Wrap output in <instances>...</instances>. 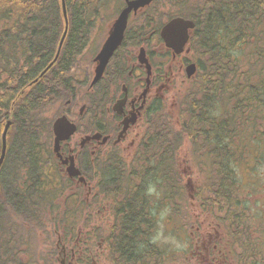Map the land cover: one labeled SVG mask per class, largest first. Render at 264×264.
Segmentation results:
<instances>
[{"label": "trees", "instance_id": "1", "mask_svg": "<svg viewBox=\"0 0 264 264\" xmlns=\"http://www.w3.org/2000/svg\"><path fill=\"white\" fill-rule=\"evenodd\" d=\"M112 1L66 0L69 31L58 61L30 85L57 53L65 30L62 0H0V151L4 127L13 122L1 171L0 221L6 228L45 227L49 210L55 229L65 223L75 229L79 223L48 198L54 189L43 184L52 154L47 136L54 118L65 111L63 101L76 92L74 65L91 47L98 20ZM170 1L176 8L186 4ZM196 1L190 11L174 13L156 0L132 19L127 31L126 42L135 49L149 33L159 36L172 17L194 19L190 47L198 73L175 114L155 110L131 168L121 159L101 163V191L115 209L106 237L111 264L194 263L187 252L169 255L153 241L161 208L170 210L167 219L175 228L180 217L191 215L193 200L179 163V151L188 144L204 176L194 200L208 224L226 231L238 264H264V252L249 239V226L242 220L244 193L236 177L249 147L260 148L264 140V0ZM84 101L88 103L87 97ZM56 105L59 112L49 115ZM220 110L219 115L214 112ZM87 175L93 178L94 170ZM150 182L161 191L158 199L145 194ZM194 220L190 217L181 230L184 225L190 232L204 228Z\"/></svg>", "mask_w": 264, "mask_h": 264}, {"label": "flooded vegetation", "instance_id": "2", "mask_svg": "<svg viewBox=\"0 0 264 264\" xmlns=\"http://www.w3.org/2000/svg\"><path fill=\"white\" fill-rule=\"evenodd\" d=\"M138 15L132 12L130 20ZM138 47H141V45H138L135 49L129 48L125 40L111 57L103 77L94 85L91 84L94 67L92 69L90 65L84 66V63L80 61L74 65V69L80 68L82 70L78 72L79 78L76 76L77 78L73 81L76 92L66 101V113L71 121L78 126L80 132H77L69 140L62 142L61 152L64 159L71 158V156L75 157L76 166L81 170L82 175L86 172L84 169L85 164L89 165L91 162L100 161L101 157L107 158L114 150H130L131 148L128 145H135L138 142L145 122L153 112L155 105L163 99L165 91L174 92L178 89L177 86L180 84L181 78L184 80L185 68L191 61L183 56H174L172 52L166 50L165 45L158 36L150 35L145 40L144 48L151 68L148 67V64H142L139 61L138 52L140 48L137 50ZM83 70H85L84 76H82ZM85 89L86 91H84ZM81 94L88 95L89 100L88 103L84 102L77 112L75 107L81 99ZM88 110L92 111L91 118L78 116V114L84 115ZM134 118H136L135 124L130 125L126 136L119 144H116L115 141L124 127V120ZM94 133H102L103 137L109 136L108 142L102 144V137L99 140L88 141L84 147H81V141L84 137ZM53 159L58 166L54 169L66 177V179L64 178L65 183L70 187V192L79 193L81 197V194H84L85 191L87 198H89L91 186L83 183L80 176L67 177L66 165L61 164L60 159L55 157ZM70 161L68 160V162ZM94 167L97 177L92 182V187L100 188L98 178L101 177L102 166L94 163ZM57 182L59 183L60 179ZM94 192L92 191L91 196ZM93 212L96 221H98L97 226L95 224L92 229L96 244L92 243L81 226L78 227V231H70V237L67 241V231L63 228L64 242L61 244L60 241L57 245L61 250L58 251L55 260L51 257L50 244L41 245L39 258L35 250V244L32 243V246L20 244V241H22L20 232H28L30 231L29 228L23 230L18 228L5 229L4 220H1L0 264H100V256L105 257V264L108 263V252L105 248L103 234L108 233V223H111L109 224L110 227L112 226L111 217L114 216V208L109 202H105L103 194H100L94 204ZM1 217L2 210L0 211V219ZM6 232L10 233L8 237H6ZM38 232L41 233V231ZM76 232V238L72 239ZM21 237L24 243L30 241L25 239V235ZM6 239L8 243H5ZM11 241L14 243H9Z\"/></svg>", "mask_w": 264, "mask_h": 264}, {"label": "rangeland", "instance_id": "3", "mask_svg": "<svg viewBox=\"0 0 264 264\" xmlns=\"http://www.w3.org/2000/svg\"><path fill=\"white\" fill-rule=\"evenodd\" d=\"M117 1L112 4V8H109V10L106 11V14L102 16V19L98 20V29L93 34L91 47L83 56L84 66L93 65V58L98 54L102 44L105 41L106 37H104V33H107L108 27L113 24L116 11L118 10V7H121V2L123 3V0ZM184 1L186 4H184ZM184 1L179 3V5L184 4L182 7L176 8L173 6L172 11L177 13L183 8L190 11L191 8L194 7V3H196V0ZM165 3L171 4V1L161 0V4L163 6ZM179 83L180 84L177 86V88L181 89V91L178 93V96L173 99L172 95H168L169 99L166 105L170 113L174 112L173 110L177 104V100H179L183 96L184 92H186V90L190 87L189 83L183 86V78H181ZM58 107L59 106L51 108L48 114L51 116L56 115L60 110ZM214 112L218 115L221 114V110ZM62 113L63 112L61 111L58 116H60ZM261 124L264 125V121H262ZM248 151L250 152L249 155L244 157L242 163L237 168L236 177L238 182L242 183V185L245 186V188L248 190V193L250 194H248V198H245V204H243V206L245 205L246 208L245 215L242 217V220L255 227L253 233H251V240L260 248L264 246V140L262 141L260 148H257L255 145H251ZM193 157V150L189 145H185L179 151L180 169L184 171L186 168L188 169V172L191 173L187 174V177L184 178V184L189 183V185L195 187L197 182V188H199L203 183L204 176L201 174ZM164 210L165 209L161 208L159 211V218L158 222L156 223L155 234L162 230L164 236L174 237L175 240L180 244V247H177L176 244L171 242H159L161 246L167 249L169 255H171V252H187L193 257L194 263L192 262V264H238L234 259L233 254L229 251L230 246L227 245L226 238L221 242L220 234L215 233V227L213 226L214 224H208V219H206L205 215L200 211L198 203L195 200L190 203L191 215H188L187 217H180L181 219L177 218L180 220V225H178L176 228L173 227L172 223L167 219L171 214L169 209H166L167 215L163 218L161 217V212ZM190 217L192 220L195 219V223L205 227V231L198 232L197 229L195 230V227H193L192 231L190 232L187 230L185 225L183 226L184 231L181 230L183 224L190 223ZM193 232H195L196 235L192 237L191 233ZM204 235H206V241H199L198 239L201 237L204 238ZM56 240L57 234L54 235V244ZM198 241L199 244H196ZM214 245L218 246V250L216 252L211 251ZM99 261L100 264H105V257L100 256ZM167 264L174 263L169 261ZM176 264L182 263L177 262Z\"/></svg>", "mask_w": 264, "mask_h": 264}, {"label": "water", "instance_id": "4", "mask_svg": "<svg viewBox=\"0 0 264 264\" xmlns=\"http://www.w3.org/2000/svg\"><path fill=\"white\" fill-rule=\"evenodd\" d=\"M127 6L122 10L119 17L115 21L113 28L110 32L109 37L105 41L101 51L99 52L98 56L96 57V61L99 62L97 69H96V76L94 78V82L100 79L102 76L106 65L115 52V50L120 46L124 38V32L126 30L128 24L129 14L134 10L135 12L138 11L140 8H144L149 6L154 0H126ZM63 6V15L65 19V30L61 37L57 54L54 60L48 65V67L41 73L40 76H43L57 61L64 41L66 39L68 29H69V18L67 12L66 1L62 0ZM195 27V23L192 20L185 19L182 17H177L169 21L161 30V36L164 39L166 45L169 48L174 49L175 53L180 54L184 51V48L189 40V30ZM141 61H147L145 58V52L142 50L140 54ZM187 72L189 76H192L196 72V65L191 64L187 68ZM37 79L34 81L36 82ZM135 122V120L133 121ZM11 126V122L6 124L5 130L2 136V151L0 155V169L4 163L6 153H7V136ZM129 126V123H126V126L123 130L125 132ZM53 130L55 134V143H54V151L57 153L58 156H61L60 149L61 145L60 142L63 140H67L70 138L72 134L76 131V125L70 122L66 115H63L56 119L53 125ZM122 132V134H123ZM97 136V135H96ZM99 136V135H98ZM107 141L105 138L104 142ZM66 161H64L65 163ZM68 173L70 176H75L80 174V170L76 168L74 161L71 163L70 166L67 168ZM82 181H85L84 177L80 178Z\"/></svg>", "mask_w": 264, "mask_h": 264}, {"label": "clouds", "instance_id": "5", "mask_svg": "<svg viewBox=\"0 0 264 264\" xmlns=\"http://www.w3.org/2000/svg\"><path fill=\"white\" fill-rule=\"evenodd\" d=\"M145 194L148 196V197H155V198H159L161 196V191L158 189L157 187V184L156 183H149L146 187V190H145ZM167 215V210L165 209L163 212H161V217H165ZM153 241L154 242H165V243H168V242H171V243H174L176 244L177 247H180V244L175 240L174 237H166L164 236L163 234V231H158L155 236L153 237ZM186 247V245H185Z\"/></svg>", "mask_w": 264, "mask_h": 264}]
</instances>
